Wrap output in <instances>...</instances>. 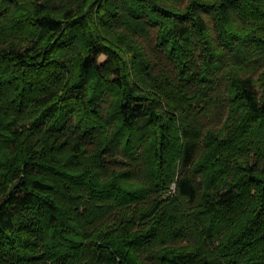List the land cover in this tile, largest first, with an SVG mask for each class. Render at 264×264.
Listing matches in <instances>:
<instances>
[{
	"label": "trees",
	"instance_id": "obj_1",
	"mask_svg": "<svg viewBox=\"0 0 264 264\" xmlns=\"http://www.w3.org/2000/svg\"><path fill=\"white\" fill-rule=\"evenodd\" d=\"M0 264H264V0H0Z\"/></svg>",
	"mask_w": 264,
	"mask_h": 264
}]
</instances>
